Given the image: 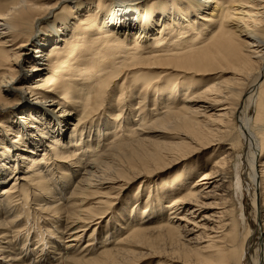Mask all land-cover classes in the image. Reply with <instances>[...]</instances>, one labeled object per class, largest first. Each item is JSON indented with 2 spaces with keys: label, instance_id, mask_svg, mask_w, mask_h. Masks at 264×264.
I'll return each instance as SVG.
<instances>
[{
  "label": "bare ground",
  "instance_id": "bare-ground-1",
  "mask_svg": "<svg viewBox=\"0 0 264 264\" xmlns=\"http://www.w3.org/2000/svg\"><path fill=\"white\" fill-rule=\"evenodd\" d=\"M20 201L48 249L12 239ZM246 263L264 264V0H0V264Z\"/></svg>",
  "mask_w": 264,
  "mask_h": 264
},
{
  "label": "rangeland",
  "instance_id": "rangeland-1",
  "mask_svg": "<svg viewBox=\"0 0 264 264\" xmlns=\"http://www.w3.org/2000/svg\"><path fill=\"white\" fill-rule=\"evenodd\" d=\"M85 3V2H84ZM121 38V36L119 37ZM33 54V53H32ZM242 156V155H241ZM242 159V157H241ZM243 162V163H242ZM241 163V164H240ZM239 165L243 166L244 165V161L241 160L239 162ZM238 166V163H235V168H237ZM161 175L159 176H156V181H152L151 185L152 187L151 188H146V191L142 192V193H145L146 195H148L147 193L149 192H156V191H166L170 184H168L166 181H165V178L163 179H160ZM197 178V177H196ZM167 183V184H166ZM245 185V181L243 182ZM138 181L137 180H134L131 182L130 184V187L129 189L127 190V193L125 194L124 198H123V201H131V199H135L137 197H139L140 194L138 195H135V190H136V187L138 185ZM145 185H148V184H145ZM238 189V190H237ZM142 190V189H141ZM241 190V191H240ZM245 187L242 186L241 189L236 187V191L240 194V195H243V200L246 199L245 201V205H246V215L247 217L250 219H252V216H251V202H250V194L248 192H245ZM247 191V190H246ZM248 193V194H247ZM145 195V196H146ZM144 196V198H145ZM245 197V198H244ZM249 198V199H248ZM21 202V201H20ZM114 205L111 207L107 217H103V220L100 222V226L102 229H106V224H108L109 222L111 221H108L107 218H109L110 216H112V221H116V218L122 214L123 212V208L125 206V204L122 202V199L121 200H117V201H114L113 202ZM25 204V205H24ZM27 202H21V206L24 207L22 208L21 207V215H20V218L22 220V222L24 221V225L21 226V229H20V234L19 236H15L13 237L12 239L14 241H17L16 243H19L20 247L22 248L24 246V249H27V246H29L30 248H35V247H38V249H42V247H44L43 249H48L49 248V244L48 241H51L52 240V236L49 235L50 233V230H52V223L48 220L49 218L44 216L43 214H41L38 210L36 211L34 208H36V205L35 206H31V205H26ZM164 205H166L167 203L164 202L163 203ZM29 206V207H28ZM27 209V210H26ZM38 212V213H37ZM24 214V215H23ZM43 215V216H42ZM43 218H42V217ZM33 218V219H32ZM42 218V219H41ZM48 220V221H47ZM118 226V225H117ZM44 227V228H42ZM45 227L48 229V231H46L47 229H45ZM44 229V230H43ZM39 231V233H37ZM46 232V234H45ZM49 232V233H47ZM89 234V233H88ZM21 235V236H20ZM46 235V236H45ZM48 236V237H47ZM51 236V237H50ZM26 237V240L24 239ZM88 237V235L86 236V238ZM113 237H115L113 235ZM20 238H23L20 240ZM28 238V239H27ZM45 239H47L45 241ZM51 239V240H50ZM114 239V238H113ZM37 240H41V244H43V246H41L40 244H36L35 242H37ZM253 240H255V238H253ZM45 241V243H44ZM27 242V243H26ZM43 242V243H42ZM47 242V243H46ZM85 242V241H84ZM29 243L31 245H29ZM27 244V245H26ZM46 245V246H45ZM33 246V247H32ZM97 246H101V242H98L97 243ZM253 247V246H252ZM94 248H91L90 247V251H92ZM98 252V251H97ZM89 252H87L86 254H88ZM155 260H153L151 263H154ZM248 263V262H247ZM246 263V264H247Z\"/></svg>",
  "mask_w": 264,
  "mask_h": 264
}]
</instances>
